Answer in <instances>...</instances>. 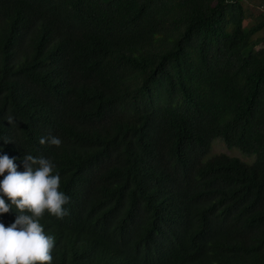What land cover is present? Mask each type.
Wrapping results in <instances>:
<instances>
[{"label":"trees","instance_id":"1","mask_svg":"<svg viewBox=\"0 0 264 264\" xmlns=\"http://www.w3.org/2000/svg\"><path fill=\"white\" fill-rule=\"evenodd\" d=\"M4 153L71 197L52 264H264V0H0Z\"/></svg>","mask_w":264,"mask_h":264},{"label":"clouds","instance_id":"2","mask_svg":"<svg viewBox=\"0 0 264 264\" xmlns=\"http://www.w3.org/2000/svg\"><path fill=\"white\" fill-rule=\"evenodd\" d=\"M39 142L55 147L62 144L51 133ZM15 159L0 154V214L11 209L17 213L8 227L0 222V264H52L54 237L46 235L40 220L46 211L63 219L69 214L65 205L71 197L60 191L61 176L52 159L26 153L22 172Z\"/></svg>","mask_w":264,"mask_h":264},{"label":"rangeland","instance_id":"3","mask_svg":"<svg viewBox=\"0 0 264 264\" xmlns=\"http://www.w3.org/2000/svg\"><path fill=\"white\" fill-rule=\"evenodd\" d=\"M217 153H227L228 155L239 157L240 159L248 163H252L253 161V157L245 155L238 148H229L225 144V142L219 138L214 140L209 157Z\"/></svg>","mask_w":264,"mask_h":264}]
</instances>
